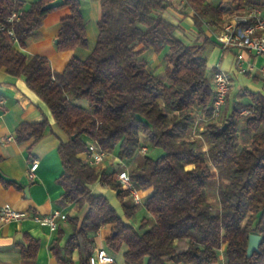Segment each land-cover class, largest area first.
Instances as JSON below:
<instances>
[{
  "label": "trees",
  "instance_id": "1",
  "mask_svg": "<svg viewBox=\"0 0 264 264\" xmlns=\"http://www.w3.org/2000/svg\"><path fill=\"white\" fill-rule=\"evenodd\" d=\"M52 1L0 0V69L22 77L50 111L64 137L58 147L61 200L79 210L86 206L82 218L66 219L70 234L63 244L60 229L51 243L57 263L89 264L96 235L108 226L106 251L115 255L125 246V264H264V95L244 92L250 101L246 116L237 105L222 123L204 122L208 148L203 150L192 133L201 126L197 119L210 114L211 77L202 48L187 46L176 37L178 27L163 19L170 7L166 0H99L94 49L85 60L72 57L60 73L46 58L28 57L14 46L24 48L53 10L44 9ZM184 1L197 28L207 24L216 30L223 24V8ZM64 6L70 13L61 19L56 50L84 49L80 0H64ZM165 48L164 74L154 76L142 54ZM47 126L46 119L21 124L16 141L32 140L31 150ZM91 143L124 163L141 205L121 188L117 169L92 168L80 158ZM213 182H218L214 211L207 199ZM95 183L115 192L123 218L104 196L91 193ZM140 206L147 216L136 229L132 222ZM250 234L261 240L248 258ZM31 245L24 254L29 259L37 250Z\"/></svg>",
  "mask_w": 264,
  "mask_h": 264
},
{
  "label": "crops",
  "instance_id": "2",
  "mask_svg": "<svg viewBox=\"0 0 264 264\" xmlns=\"http://www.w3.org/2000/svg\"><path fill=\"white\" fill-rule=\"evenodd\" d=\"M19 1L27 5L36 0ZM166 1L170 7L163 13V19L178 27L176 37L187 46L202 48V56L207 62L208 74L210 73L212 76V72L217 68L224 71L230 80V89L232 79L239 76H246L257 83L261 81L259 69L264 64V59L246 55L243 67L250 63L253 69L251 72H241L236 64V51L223 50L214 41L213 34L219 31L221 24L216 30L207 24H203L199 29L193 21L194 12L185 7L184 0ZM205 3L224 9L221 17L222 23L251 5L264 13V0H205ZM80 5L87 38L86 48L65 52L56 50L55 40H57L61 19L70 13L64 4L47 14L42 26L30 35L24 48H20L18 44L14 45L15 48L28 57L46 58L52 70L57 73L64 70L72 57L85 60L96 45L100 4L99 0H80ZM167 52V48L159 54L148 49L142 54V58L147 63V70L154 76H163L165 69L163 59ZM245 91L264 95V83L257 90L241 89L236 101L231 106L229 103L230 90L226 107L223 108L225 118L231 115L233 107L241 104L245 108L249 104V99L244 96ZM43 119L48 121L44 137L31 150L32 140L16 141L15 132L19 125H34ZM63 138L55 126L50 111L29 90L24 79L11 76L4 69H0V209L9 206L15 211L26 212L29 216H44L54 210H59L66 215V219L82 218L86 206L79 210L78 207L66 205L61 200L63 188L57 179L62 173V164L58 155V147ZM80 158L85 160V155H80ZM33 160L38 161V167L34 180L30 181L27 178V172ZM115 162L116 160L114 164ZM90 189L92 194L104 196L117 215L123 218V211L114 191L103 188L99 183L93 184ZM57 223V229L50 230L30 218L0 221V264H58L50 251V245L59 236V229L64 232L60 242L62 245L70 234V226L67 220H59ZM109 234L110 227L108 226L98 231L95 250H106L105 239ZM32 243L37 244L36 256L29 259L24 257V254L30 249ZM72 261L78 262L77 251L73 253ZM115 263L117 264V261Z\"/></svg>",
  "mask_w": 264,
  "mask_h": 264
},
{
  "label": "built area",
  "instance_id": "3",
  "mask_svg": "<svg viewBox=\"0 0 264 264\" xmlns=\"http://www.w3.org/2000/svg\"><path fill=\"white\" fill-rule=\"evenodd\" d=\"M15 17L16 15L13 14L11 19ZM213 38L223 50L236 51V64L241 72H251L253 69L251 64L247 63L246 66L243 67V61L246 55L264 59V13L255 6L247 7L244 11L230 16L222 24L219 31L213 34ZM259 73L261 81L264 83V64L261 65ZM211 77L214 97L209 106L210 114L208 116H201L199 120L197 119L198 123L200 121H216L223 110L230 91V80L224 71L217 68L212 72ZM249 113V110L242 108L239 114L241 116H246ZM202 129V126H200L199 131ZM192 136L200 137L194 132ZM146 151V147H142L140 149V154H145ZM113 157L112 154L104 152L96 146V144L91 143L87 147L85 162L92 168L100 169L105 161ZM113 159L116 160L115 163L118 165L116 180L120 183L123 190L129 192L133 204L141 205L142 196L140 192L133 187L126 166L116 157ZM37 167L38 161H31L27 172V178L30 181L34 180ZM25 218H30L32 221L46 226L50 230H56L58 227L57 222L59 220H66V215L59 210H54L49 215L29 216L26 212L15 211L9 206H4L0 209V221H17ZM115 262L114 256L105 249H97L89 257V264H114Z\"/></svg>",
  "mask_w": 264,
  "mask_h": 264
},
{
  "label": "rangeland",
  "instance_id": "4",
  "mask_svg": "<svg viewBox=\"0 0 264 264\" xmlns=\"http://www.w3.org/2000/svg\"><path fill=\"white\" fill-rule=\"evenodd\" d=\"M209 76L211 77L210 73H209ZM261 86H262L261 81H259L258 83L253 82L250 78H247L246 76H239L237 78H233L231 81V89H230L231 90L230 100H229L230 106L236 101L237 96L239 94V91L241 89L247 88L248 90L253 91V90H257ZM226 103H227V99H226L224 107H226ZM240 107L244 108L241 104H240ZM224 109L222 110L220 116L216 119V123H222L224 121V119H225L224 113H223ZM204 122H206V121H204ZM204 122L200 121V124H201L203 130L206 126V123H204ZM242 124H243V122H242V120H240L239 121V127H238L239 130L242 128ZM203 130L198 131L197 134H199L200 137H195V138L200 141V144L202 145V149L206 150L208 148V144L205 142V139L202 135ZM239 142H240V145L245 144V140L242 137L239 138ZM112 155L114 156V154H112ZM113 158H115V156ZM113 158L105 161L104 164L100 167V169H102V167L107 168V169L108 168L117 169L116 167L118 165L116 163L114 164L115 159H113ZM213 172L216 173L215 171H213ZM217 186H218V182H213L207 188V199H208V202L212 205L213 211L217 208ZM145 216H147L146 211L143 207L140 206L137 213H136L135 220L132 222V225L137 229L138 226L140 225L142 218ZM124 251H125V246L122 247V249L119 253L114 255V258H116L117 264H125L123 257H122V254Z\"/></svg>",
  "mask_w": 264,
  "mask_h": 264
},
{
  "label": "water",
  "instance_id": "5",
  "mask_svg": "<svg viewBox=\"0 0 264 264\" xmlns=\"http://www.w3.org/2000/svg\"><path fill=\"white\" fill-rule=\"evenodd\" d=\"M64 4L63 0H54L44 6L45 10H51L54 8H57ZM55 43L57 44V40H55ZM226 125H224L225 127ZM75 136H73L71 139H74ZM260 236L256 234H250L248 237V246L246 251V256L249 258L252 256V254L256 251H258L259 245H260Z\"/></svg>",
  "mask_w": 264,
  "mask_h": 264
}]
</instances>
